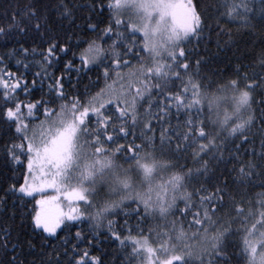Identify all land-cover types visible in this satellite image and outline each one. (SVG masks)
<instances>
[{
	"label": "snow or ice",
	"instance_id": "obj_1",
	"mask_svg": "<svg viewBox=\"0 0 264 264\" xmlns=\"http://www.w3.org/2000/svg\"><path fill=\"white\" fill-rule=\"evenodd\" d=\"M0 49V264H264V0H10Z\"/></svg>",
	"mask_w": 264,
	"mask_h": 264
},
{
	"label": "trees",
	"instance_id": "obj_2",
	"mask_svg": "<svg viewBox=\"0 0 264 264\" xmlns=\"http://www.w3.org/2000/svg\"><path fill=\"white\" fill-rule=\"evenodd\" d=\"M9 2L10 0H0V10H3L5 7H7ZM0 51H3V49H0ZM67 58L68 57H65V59ZM9 67L12 69L13 72L23 71L22 67L17 66L15 64V61H12L11 63H9ZM31 71H36V68L33 67ZM57 75H59V68L57 69ZM89 75L94 78V74H89ZM31 78H32L31 72H29L28 79L31 80ZM84 83H88V77H84ZM34 95L39 97V93H35ZM116 219L119 221V224L117 225V227L123 228L124 220L122 218V215L119 217H116ZM130 223L134 225L135 220L130 221ZM145 227H147V225H145ZM91 254L100 256L101 259L104 260V264H115L116 258L119 255L118 245L116 243H113L106 236H102L100 243L91 249Z\"/></svg>",
	"mask_w": 264,
	"mask_h": 264
}]
</instances>
